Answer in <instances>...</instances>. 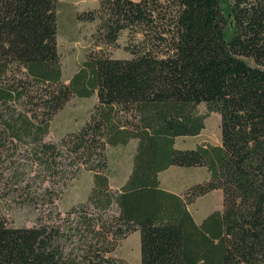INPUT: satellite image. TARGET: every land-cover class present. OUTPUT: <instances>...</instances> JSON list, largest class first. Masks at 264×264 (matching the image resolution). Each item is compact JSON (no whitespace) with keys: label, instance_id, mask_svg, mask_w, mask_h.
<instances>
[{"label":"trees","instance_id":"16d2710c","mask_svg":"<svg viewBox=\"0 0 264 264\" xmlns=\"http://www.w3.org/2000/svg\"><path fill=\"white\" fill-rule=\"evenodd\" d=\"M59 8L0 0V264H126L112 254L135 232L141 264H264V0H235L229 18L221 0H100V42L115 47L127 31L131 58L91 52L69 84ZM95 93L82 129L47 142L65 105ZM202 104L220 116L221 143L184 148L205 129ZM131 141L132 172L113 194L107 147ZM81 164L94 173L95 212H62L61 188L43 182ZM171 167L206 168L209 179L173 193L160 180ZM213 191L223 209L198 223L189 207Z\"/></svg>","mask_w":264,"mask_h":264},{"label":"rangeland","instance_id":"374dc122","mask_svg":"<svg viewBox=\"0 0 264 264\" xmlns=\"http://www.w3.org/2000/svg\"><path fill=\"white\" fill-rule=\"evenodd\" d=\"M235 0H221V8L229 18L231 4ZM59 33L58 51L61 56L63 79L69 84L73 76L82 68L87 56L91 52H103L114 59H130L131 55L126 51L130 42L129 33L123 32L115 47L100 42L98 27L101 24L100 0H59ZM94 18V21H80L78 16ZM233 36L229 25L227 40ZM100 42V43H99ZM98 96L95 93L89 98L73 97L51 122L50 133L46 138L47 142L58 143L70 134L78 132L88 122L94 107L98 104ZM200 115L205 116V129L202 133L191 139H180L179 145L184 148H193L200 144L220 145L221 130L220 116L210 113L206 105L198 107ZM137 149V141H131L125 146L107 147V177L111 192H120L128 180L133 169V157ZM62 162V161H61ZM34 164V165H33ZM30 177L36 176L38 168L33 163ZM209 179L206 168H181L171 167L160 174L161 186L171 192L180 194L190 186L202 183ZM61 188L62 195L55 201L60 211L88 206L94 213L92 195L95 188L94 173L81 164L77 173L65 175L60 181L53 178H46L43 188ZM37 188L40 185L37 182ZM41 190V191H42ZM40 191V192H41ZM194 219L200 223L208 215L223 209V193L213 191L204 197L196 200L190 207ZM24 212H17L15 221L17 224L32 226V220ZM109 215L118 216V208L114 205L108 212ZM140 233H130L125 239L120 240L112 256L126 264H141Z\"/></svg>","mask_w":264,"mask_h":264},{"label":"crops","instance_id":"0c3cea01","mask_svg":"<svg viewBox=\"0 0 264 264\" xmlns=\"http://www.w3.org/2000/svg\"><path fill=\"white\" fill-rule=\"evenodd\" d=\"M171 192V191H170ZM174 193V192H173ZM135 233H137V232H135Z\"/></svg>","mask_w":264,"mask_h":264}]
</instances>
